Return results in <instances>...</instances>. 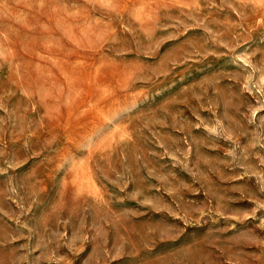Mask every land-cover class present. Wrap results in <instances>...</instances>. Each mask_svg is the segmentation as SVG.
Segmentation results:
<instances>
[{
    "label": "rangeland",
    "instance_id": "rangeland-1",
    "mask_svg": "<svg viewBox=\"0 0 264 264\" xmlns=\"http://www.w3.org/2000/svg\"><path fill=\"white\" fill-rule=\"evenodd\" d=\"M0 264H264V0H0Z\"/></svg>",
    "mask_w": 264,
    "mask_h": 264
},
{
    "label": "bare ground",
    "instance_id": "bare-ground-1",
    "mask_svg": "<svg viewBox=\"0 0 264 264\" xmlns=\"http://www.w3.org/2000/svg\"><path fill=\"white\" fill-rule=\"evenodd\" d=\"M188 3V2H187Z\"/></svg>",
    "mask_w": 264,
    "mask_h": 264
}]
</instances>
